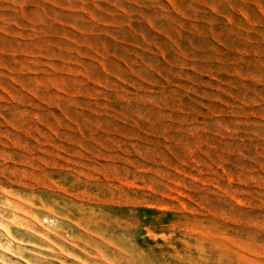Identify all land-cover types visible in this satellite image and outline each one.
Segmentation results:
<instances>
[{
	"label": "rangeland",
	"instance_id": "rangeland-1",
	"mask_svg": "<svg viewBox=\"0 0 264 264\" xmlns=\"http://www.w3.org/2000/svg\"><path fill=\"white\" fill-rule=\"evenodd\" d=\"M9 7L18 24L121 8L172 46L136 53L160 72L145 82L85 66L103 91L79 70L31 90L0 73V264H264V0Z\"/></svg>",
	"mask_w": 264,
	"mask_h": 264
},
{
	"label": "crops",
	"instance_id": "crops-1",
	"mask_svg": "<svg viewBox=\"0 0 264 264\" xmlns=\"http://www.w3.org/2000/svg\"><path fill=\"white\" fill-rule=\"evenodd\" d=\"M6 11L19 10L9 7L0 12L7 15ZM55 11L58 15H50L43 23L27 20V24H18L11 19H0V73L5 75L4 79L19 84L15 81L17 75L26 77L20 82V88L31 90L33 86L28 84L36 81L29 77L37 78L36 84H39L41 75L71 76L79 70L86 84L103 91L109 87L86 77L85 66L98 68L105 77L132 75L145 82L138 76V69L145 73L160 72L142 62L136 53L149 48L153 50L152 55L168 61L166 49L167 45L171 48L172 40L148 24L154 32V39L151 38L141 30V18L125 13L121 8L102 15V18L71 7H59ZM78 16L85 22L76 21ZM110 16H115V20H110ZM82 51H88V55ZM13 61L19 64L12 65L10 62ZM52 88L61 90L63 87Z\"/></svg>",
	"mask_w": 264,
	"mask_h": 264
}]
</instances>
